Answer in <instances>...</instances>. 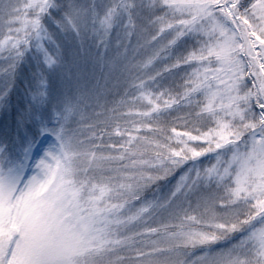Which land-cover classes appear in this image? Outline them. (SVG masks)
<instances>
[{
    "label": "snow or ice",
    "instance_id": "6c2138e0",
    "mask_svg": "<svg viewBox=\"0 0 264 264\" xmlns=\"http://www.w3.org/2000/svg\"><path fill=\"white\" fill-rule=\"evenodd\" d=\"M0 115V264H264V0H0Z\"/></svg>",
    "mask_w": 264,
    "mask_h": 264
},
{
    "label": "rangeland",
    "instance_id": "374dc122",
    "mask_svg": "<svg viewBox=\"0 0 264 264\" xmlns=\"http://www.w3.org/2000/svg\"><path fill=\"white\" fill-rule=\"evenodd\" d=\"M13 98H14V103H13V104H15V103H16L15 96H14ZM1 116H2V115H1ZM3 123H4V118H2V120H0V129L3 128ZM195 258H196V257H193V260H195Z\"/></svg>",
    "mask_w": 264,
    "mask_h": 264
},
{
    "label": "trees",
    "instance_id": "16d2710c",
    "mask_svg": "<svg viewBox=\"0 0 264 264\" xmlns=\"http://www.w3.org/2000/svg\"><path fill=\"white\" fill-rule=\"evenodd\" d=\"M13 103H14V98H13ZM3 116L0 115V120H2Z\"/></svg>",
    "mask_w": 264,
    "mask_h": 264
}]
</instances>
